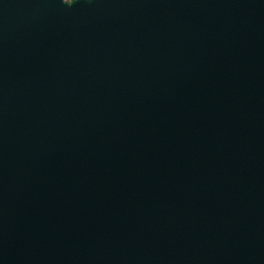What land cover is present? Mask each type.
<instances>
[{
  "label": "water",
  "instance_id": "1",
  "mask_svg": "<svg viewBox=\"0 0 264 264\" xmlns=\"http://www.w3.org/2000/svg\"><path fill=\"white\" fill-rule=\"evenodd\" d=\"M116 1L0 0V264H264V0Z\"/></svg>",
  "mask_w": 264,
  "mask_h": 264
},
{
  "label": "flooded vegetation",
  "instance_id": "2",
  "mask_svg": "<svg viewBox=\"0 0 264 264\" xmlns=\"http://www.w3.org/2000/svg\"><path fill=\"white\" fill-rule=\"evenodd\" d=\"M65 2H67V3H71V1L72 0H64ZM88 1V3H86V6H85V8L87 7V9L88 8H90V4H91V6H96L97 5V2H95V3H90L89 4V0H86V2ZM121 0H117L115 3L117 4V5H121V2H120ZM119 7V6H118ZM118 10H121V9H118Z\"/></svg>",
  "mask_w": 264,
  "mask_h": 264
}]
</instances>
